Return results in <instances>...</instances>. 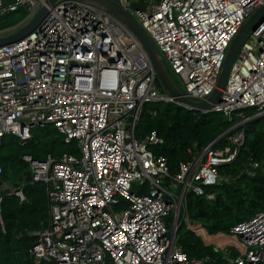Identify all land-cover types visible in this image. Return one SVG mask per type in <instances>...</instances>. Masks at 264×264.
<instances>
[{
  "label": "built area",
  "instance_id": "1",
  "mask_svg": "<svg viewBox=\"0 0 264 264\" xmlns=\"http://www.w3.org/2000/svg\"><path fill=\"white\" fill-rule=\"evenodd\" d=\"M117 1L195 101L217 89L230 45L264 6V0ZM44 4L0 0V13L24 9L33 18ZM48 8L32 33L0 46V139L12 135L25 144L33 129L53 126L79 149L62 158L23 155L49 199L47 226L29 231L38 237L30 257L35 264H204L207 258H193L177 244L184 223L205 234L190 219L187 195L215 198L207 189L230 180L219 168L237 159L244 131H230L228 144H209L173 174L167 157L154 151L164 138L156 130L137 138L136 128L149 102L220 112L241 119L235 128L246 110L264 114V15L242 42L219 100L194 109L160 92L147 51L107 10L84 0H55ZM244 165L243 171L264 174V159L250 157ZM11 193L25 199L23 188ZM228 235L235 238L224 251L234 248L236 264H264V209Z\"/></svg>",
  "mask_w": 264,
  "mask_h": 264
},
{
  "label": "trees",
  "instance_id": "2",
  "mask_svg": "<svg viewBox=\"0 0 264 264\" xmlns=\"http://www.w3.org/2000/svg\"><path fill=\"white\" fill-rule=\"evenodd\" d=\"M134 4L145 5L141 2ZM5 28V25L1 26L0 30ZM258 112L246 110L245 118ZM262 118H254L232 131L243 130L245 142L237 159L219 168L221 175L230 176V180L223 179L218 185L208 187L207 191L214 192L215 198L208 199L194 193L187 195V207L193 225L203 227L209 236L228 235L232 226L264 209V174L259 170L254 174L243 171L244 163L250 157L264 159V129L257 126ZM240 121L239 118L230 121L220 112L203 113L173 103L149 102L143 107L136 137L143 138L156 130L165 142L155 147L154 151L167 157L171 172L175 174L181 161L191 160L193 156L201 154L209 144ZM226 144L227 136L219 140L216 146ZM78 152L77 143H67L53 126L33 129V138L25 144L12 135L0 139V163L3 167L0 175V264H35L29 249L38 237L29 231L42 230L49 221L45 183L35 182L23 186L24 200L11 193L10 189H2L3 184L17 181L18 177L30 170L23 155L31 154L42 160L49 153L62 158ZM177 238V244L191 257L207 258L204 264H236L233 260L238 254L234 248L230 247L226 253L215 244L207 243L201 232L189 229L185 223L179 227ZM39 264L52 263L42 260Z\"/></svg>",
  "mask_w": 264,
  "mask_h": 264
},
{
  "label": "water",
  "instance_id": "3",
  "mask_svg": "<svg viewBox=\"0 0 264 264\" xmlns=\"http://www.w3.org/2000/svg\"><path fill=\"white\" fill-rule=\"evenodd\" d=\"M55 0H46V4L42 5L39 9L38 13L21 29L18 31L8 34L6 36L0 37V46L11 43L14 41H18L25 36L29 35L33 32L35 27L40 23V21L44 18L47 14L49 5H52ZM86 2L95 4L100 6L101 8L107 10L113 17H115L125 28L131 33L133 37H135L145 50L147 51L153 70L157 75L158 79L162 83L165 90L168 94L177 97L180 101L191 105L194 109H203L209 108L213 103L219 100L221 90L225 87L228 74L232 63L236 57V54L244 41L245 37L252 29L256 28L257 22L262 18L264 15V6L259 8L255 13H253L247 21L243 24L242 28L240 29L239 33L233 40L232 44L229 47L226 59L224 61L222 71L218 81V87L215 89L213 94H211L206 100L203 101H195L189 97H187L182 89L178 88L176 83L173 81L164 61V57L160 52L159 48L150 37V35L143 29L137 19L117 0H84ZM262 113H257L256 115L250 117L246 122L262 116ZM236 126V125H235ZM235 126L231 127L224 133H222L215 141L218 142L222 138H224ZM212 142V143H213ZM2 183L0 179V184ZM33 183L31 171L28 170L27 172L23 173L20 177H18L17 181L12 183L13 188H22L23 186ZM173 234H175V230H173Z\"/></svg>",
  "mask_w": 264,
  "mask_h": 264
},
{
  "label": "rangeland",
  "instance_id": "4",
  "mask_svg": "<svg viewBox=\"0 0 264 264\" xmlns=\"http://www.w3.org/2000/svg\"><path fill=\"white\" fill-rule=\"evenodd\" d=\"M140 1L142 4L144 3H151L152 5H156L159 0H130L131 4L137 3ZM32 18H29V15L24 9H21L16 12L8 13V14H1L0 13V27L6 26L7 28L0 30V37L6 36L8 34H12L19 29H21L24 25H26ZM165 64L168 69V71L171 73V77L173 81L176 83L178 88L183 89L182 82L180 79L171 71L170 65L168 61L165 59ZM158 89L163 94H168V92L163 87L160 80L157 81ZM261 117L262 120L258 122L257 126L264 129V115ZM203 239L207 243H213L215 244L219 249L224 250V246L227 245V242L232 241L234 236L229 235H216V236H209L206 232L205 234H202Z\"/></svg>",
  "mask_w": 264,
  "mask_h": 264
},
{
  "label": "crops",
  "instance_id": "5",
  "mask_svg": "<svg viewBox=\"0 0 264 264\" xmlns=\"http://www.w3.org/2000/svg\"><path fill=\"white\" fill-rule=\"evenodd\" d=\"M12 183L13 182H11V183L8 182V183L3 184L2 189L3 190H5V189H8V190L10 189L11 190L10 187H12Z\"/></svg>",
  "mask_w": 264,
  "mask_h": 264
},
{
  "label": "clouds",
  "instance_id": "6",
  "mask_svg": "<svg viewBox=\"0 0 264 264\" xmlns=\"http://www.w3.org/2000/svg\"><path fill=\"white\" fill-rule=\"evenodd\" d=\"M164 60H165V59H164ZM170 75H171V74H170ZM157 78H158V77H157ZM255 115H256V114H255ZM263 115H264V114H263ZM253 116H254V115H253ZM259 117H260V116H259ZM249 118H250V117H248V118L246 119V121H247ZM246 121H245L244 123H246ZM244 123H242L241 125H243ZM237 124H239V122L236 123L235 125H237ZM235 125H234V126H235ZM232 127H233V126H232ZM239 127H240V126H239ZM235 129H237V128H235ZM233 130H234V129H233ZM233 130H232V131H233ZM12 188H13V187H12Z\"/></svg>",
  "mask_w": 264,
  "mask_h": 264
}]
</instances>
